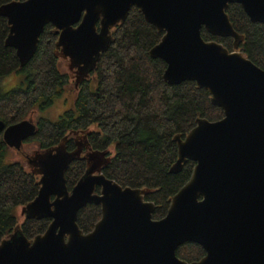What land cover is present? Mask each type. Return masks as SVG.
<instances>
[{
	"label": "water",
	"instance_id": "water-1",
	"mask_svg": "<svg viewBox=\"0 0 264 264\" xmlns=\"http://www.w3.org/2000/svg\"><path fill=\"white\" fill-rule=\"evenodd\" d=\"M230 4L264 25V0H23L0 8L9 26L5 45L15 50L20 66L33 58L51 25L58 58L68 61L78 86L110 46L111 31L136 7L163 33L149 51L166 64L163 80L194 82L223 112L216 122L197 119L184 139L175 138L170 172L179 173L188 160L195 166L158 221L152 219L154 204L143 199L145 190L123 188L102 174L107 160L89 150L85 136L80 142L81 135L75 136L73 151L64 138L27 156L39 191L18 216L51 221L31 241L17 225L0 243V264H264V71L238 51L242 38L226 13ZM202 30L232 38L234 51L204 41ZM35 131L29 117L8 127L0 121L10 150L19 151ZM80 158L86 170L69 191L65 172ZM88 204L100 206L101 217L83 234L76 219ZM187 242L202 247L204 257L180 260L176 250Z\"/></svg>",
	"mask_w": 264,
	"mask_h": 264
},
{
	"label": "trees",
	"instance_id": "trees-1",
	"mask_svg": "<svg viewBox=\"0 0 264 264\" xmlns=\"http://www.w3.org/2000/svg\"><path fill=\"white\" fill-rule=\"evenodd\" d=\"M16 1L23 0H0V8ZM226 13L242 38L238 51L264 71V25L250 22L239 4H230ZM8 33L7 19L0 15V79L16 73L25 76L24 87L0 93V121L6 127L62 97L71 80L60 70L55 47L58 37L51 25L44 28L35 55L23 67L15 50L5 45ZM111 36L112 42L90 78L78 84L71 108L55 122L36 119L35 134L25 144H34L36 151L43 152L67 138L66 148L73 151L75 136H85L89 150L104 154L107 160L102 174L123 188L145 190L143 199L154 204L152 219L158 221L166 215L171 198L189 180L195 166L188 160L179 173L170 172L177 160L175 138L184 139L197 119L216 122L223 118V112L194 82L169 85L163 80L166 64L149 55L163 33L146 23L136 7L111 31ZM201 36L206 42L234 51L232 38L212 36L204 30ZM90 127L95 128L87 132ZM10 151L0 135V243L17 225L31 241L43 234L51 221L43 218L19 222L18 208L36 198L39 177L22 162L11 160ZM85 170L83 158L69 165L65 172L69 191ZM100 217V206L88 204L79 210L76 223L86 234ZM204 255L202 247L190 242L176 250V256L187 263L199 261Z\"/></svg>",
	"mask_w": 264,
	"mask_h": 264
},
{
	"label": "rangeland",
	"instance_id": "rangeland-1",
	"mask_svg": "<svg viewBox=\"0 0 264 264\" xmlns=\"http://www.w3.org/2000/svg\"><path fill=\"white\" fill-rule=\"evenodd\" d=\"M59 67L61 71L70 74L69 63L67 60H60ZM70 76H71L70 83L64 90L63 96L55 98L52 104H50L49 106L34 111L29 117L32 123H34V121L39 118H45L51 122H55L58 120L62 112L71 108L78 86L75 85L76 84L75 77L72 74H70ZM89 78L90 76L87 79ZM24 86H25V76L24 74L21 73L11 74L7 77L0 79V93H6L14 88H21ZM94 128L95 127H90V129L87 132H90ZM80 137L82 136H79V138L77 137L79 142L81 141ZM22 150L25 154H27V156H32L34 152H36L37 148L34 144H25ZM9 158L11 160L13 159L16 161H21L25 165V167H27L26 162L22 161V159L16 154V151L11 150L9 153ZM19 212H20V208H18V213ZM21 221H22V217L19 216V222Z\"/></svg>",
	"mask_w": 264,
	"mask_h": 264
},
{
	"label": "flooded vegetation",
	"instance_id": "flooded-vegetation-1",
	"mask_svg": "<svg viewBox=\"0 0 264 264\" xmlns=\"http://www.w3.org/2000/svg\"><path fill=\"white\" fill-rule=\"evenodd\" d=\"M27 141V140H26ZM26 141L24 142V145L26 143ZM23 145V146H24ZM23 147H21V149L19 151H16V154L22 159V161L26 162V158H27V154H25L22 150ZM21 162V161H20ZM99 191V190H98ZM98 193V192H97Z\"/></svg>",
	"mask_w": 264,
	"mask_h": 264
}]
</instances>
